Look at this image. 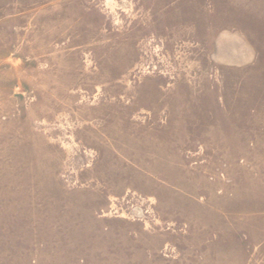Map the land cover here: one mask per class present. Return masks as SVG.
<instances>
[{
    "label": "rangeland",
    "instance_id": "obj_1",
    "mask_svg": "<svg viewBox=\"0 0 264 264\" xmlns=\"http://www.w3.org/2000/svg\"><path fill=\"white\" fill-rule=\"evenodd\" d=\"M0 264H264V0H0Z\"/></svg>",
    "mask_w": 264,
    "mask_h": 264
}]
</instances>
